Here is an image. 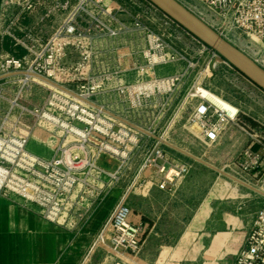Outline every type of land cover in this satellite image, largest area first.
<instances>
[{
	"label": "built area",
	"instance_id": "1",
	"mask_svg": "<svg viewBox=\"0 0 264 264\" xmlns=\"http://www.w3.org/2000/svg\"><path fill=\"white\" fill-rule=\"evenodd\" d=\"M177 1L264 68V0ZM1 2L2 7L20 6L21 13L33 4L29 0ZM53 4L66 13L60 25L46 40L34 36L30 45L16 40L27 54L1 57L0 77L17 76L15 98L34 80L41 81L34 77L37 75L56 82L80 99L54 87L41 107L29 109L14 100L10 102L2 124L19 106L20 116L28 112L44 119L51 127L49 133H57L58 141L52 155L43 157L29 150L28 133L5 132L0 126V195L35 208L50 222H60L66 212L73 215L75 222L108 186L119 185L133 169L129 185L122 189L93 247H106L116 258L111 264H138L135 260L150 230L148 223L131 220L129 193L137 190L147 194L152 186L173 192L189 174L192 163L173 157L152 136L122 122L117 124L101 109L82 100L95 103L94 96L114 92L129 109L150 110L159 117L169 98L184 84L186 70L167 76H157L153 71L179 62H186V68L193 69L196 64L186 59L179 47L184 41L196 48L198 57L208 55V69L213 61L214 70L222 64L227 72L237 71L147 0H53ZM135 35L139 40L136 50L127 51L129 45H122L126 46L122 51L113 46L116 56L111 70L104 71L103 62L98 60L99 70L93 72L96 59L107 51L100 44ZM72 55H76L74 62ZM129 74L139 79L127 80ZM203 89L194 84L182 101L183 106H191L187 123L197 126L200 138L208 144H215L228 124L237 126L248 141L233 160L232 173L244 182L257 179L264 184V133L240 125L238 109L220 97L203 95ZM144 129L155 135L150 128ZM103 156L116 163L114 169L99 164ZM75 192L79 196L72 200ZM120 256L129 257L131 262ZM233 264H264V204L255 213Z\"/></svg>",
	"mask_w": 264,
	"mask_h": 264
},
{
	"label": "crops",
	"instance_id": "2",
	"mask_svg": "<svg viewBox=\"0 0 264 264\" xmlns=\"http://www.w3.org/2000/svg\"><path fill=\"white\" fill-rule=\"evenodd\" d=\"M35 14L36 20L33 27L38 26V28H42L43 23L48 22L46 17L51 16L49 9H40ZM22 22L25 26H30L29 19L23 18ZM39 29H34L32 32L34 36L39 34ZM54 29L47 30L46 37ZM23 34L25 35V33ZM23 34L20 36H24ZM43 36L45 37V35ZM134 39L129 40L127 51L138 48L137 41ZM107 42L109 43V41L104 43ZM12 43L10 41V44ZM102 45L100 44V46ZM103 49L105 50V47ZM106 50H110L109 45ZM2 51L6 55L16 57H22L25 54L24 49L19 46L14 48L13 44L7 45ZM71 59L76 60V55H73ZM175 68L171 74L182 72L181 66L176 65ZM16 78L17 76L12 75L0 79V90L4 91L1 89L2 85L7 86L5 94L0 92L3 94L4 103H6L2 115L10 109V102L15 98L14 90L11 91L9 87L16 86ZM39 83V80H34L32 88ZM209 94L213 98L211 93ZM255 98L264 100V92ZM219 101L223 103V101ZM21 104L20 106H25L23 94ZM223 105L228 106L227 103H223ZM235 106L240 112L238 117L240 125L264 133V119L260 114L249 115L244 113L240 106ZM260 111L261 115L264 114V106L260 105ZM18 114L20 115V110ZM46 135L41 141H38L37 146L32 144L29 135V150L43 157L51 156L58 141L57 133ZM247 141V136L237 126L228 124L214 145H223L232 149L238 144V155L246 146ZM40 145L50 149L49 152L40 149ZM170 154L187 161L177 154L172 152ZM197 157L201 158V156ZM203 157L201 159L218 167L215 160ZM204 170L207 173L212 169L192 164L189 174L177 184L173 192L162 191L155 186L150 187L147 194L139 200L140 208L137 207V198L131 200V220L135 223L146 222L152 227V232L154 231L148 237L141 256L135 260V263L233 264L236 254L244 245L246 236L251 229L255 213L264 204V198L250 189L235 188L217 180L197 197L195 203H192L194 208L189 211L190 217L184 223L185 200L192 199V197L186 199L184 188L188 181H192V178L197 181L195 176ZM77 192L72 195V200L78 198ZM121 192L122 189L119 187L108 186L99 199L93 201V204L85 210L80 219L73 222V215L66 212L58 223L44 219L33 207H26L12 198L0 195V264H84L88 249L108 218ZM73 223L75 224L73 225ZM121 257L131 262L129 257ZM114 259L116 258L113 257L112 260Z\"/></svg>",
	"mask_w": 264,
	"mask_h": 264
},
{
	"label": "rangeland",
	"instance_id": "3",
	"mask_svg": "<svg viewBox=\"0 0 264 264\" xmlns=\"http://www.w3.org/2000/svg\"><path fill=\"white\" fill-rule=\"evenodd\" d=\"M29 1L33 3L32 8L30 10H25L24 12L21 13L20 6L9 5V7H5V6L2 7L1 6L2 2L0 0V59L1 57L6 55V53H4L2 50H4V48L7 47V45L13 44L14 48L19 46L21 49H23L20 44L17 45L16 40L21 41L27 45L32 44L31 39L35 38L32 32L34 31V29L40 28V27L38 28V26L33 27L35 25L34 22L36 20L34 14L37 11H39L40 9H45V10L49 9L51 12V16L46 17V20L48 22H46L45 24L43 23L42 28H40L41 30L39 29L38 31L39 34L37 36L40 37L42 40H46L50 36L48 35L46 37L47 35L46 31L54 29L62 21V19L66 14L64 11L55 8L53 4V0H29ZM23 18L29 19L30 26L28 25L25 26L23 24L22 22ZM23 33H25V35ZM20 34H23L24 36H20ZM43 35H45V37ZM133 38H135L134 40H136L137 43L139 42L138 37L135 35L129 39L124 38L118 40H109V43L108 42L104 43L102 46L105 47V49H107L109 45L111 50L106 51L105 54L102 55L103 57L100 56L98 59H96L94 66L92 67L93 72H98L99 70V67H97L96 65V62L98 63V60L100 62H103L104 71L111 70V67L113 65V60L115 59L116 56V52L112 49L113 46L120 47L119 50L122 51L123 49L126 48V46H122V45L128 46L129 40L131 41ZM10 41H12L13 43L10 44ZM179 47H181L184 50L186 59H188L191 62H194L196 66L193 69L190 68L187 69L186 62L169 63L166 65L159 66L153 71V74L157 76L158 75L163 76L173 73L176 69L175 68L176 65H178L179 67L181 66L182 71L186 70L184 84L172 97L169 98V101L167 102L166 106L163 109L164 110L163 114L160 115L159 117H156L155 114H151L150 110H145L147 112L144 111L137 112L129 109L126 104L119 102V99L116 93L114 92H106L103 94L96 95L92 98V101H94L96 104L99 105L101 104L107 110L122 116L123 118L127 119L128 121L142 128H150L155 132L156 136H160V138L168 141L169 143H172L173 145H176L181 149H184L185 151L191 154H194L196 156H201V158L202 156H204L203 158L205 159L215 160V162L218 164L217 165L218 168H221L224 171L233 174L231 169L232 167L231 164L238 153V149H237L238 144H236L235 147H232V149H228V147H224L223 145L215 146L214 144L205 143L200 138V134L198 133L199 132L198 127L190 126L187 123V118L191 111L190 108L191 106L189 104H185L183 106L182 101L185 95L188 93V91L192 88V86L196 84L203 87L204 90H206L203 91V95L209 96V93H211L214 99L216 97H220L225 102L227 103L230 102L231 104L230 103L229 104L232 105L234 108L238 109V107L235 106L238 105L241 107L244 113H248L249 115H253L254 113L260 114V116H262V119H264V114L261 115V111H260V105L264 106V100L255 98V96L262 95V92L258 88H255L252 83H250L239 73L227 72L226 68L222 64L219 65L214 70L212 69L211 66L213 61H211L208 69L207 68V64L209 62L208 55L203 54L200 57H198L195 53L196 48H194L192 44L188 43V41L179 43ZM26 54L27 52L25 51V54L23 56H25ZM74 61L75 59L72 60L71 62ZM126 79L136 81L139 79V77L134 74H129L126 77ZM70 87L73 88L75 87V85H71ZM9 88H11V91L14 90V93L18 91L17 86H13ZM51 88L54 87L45 82L40 81V83L37 86H33L32 88L31 85L29 88L24 89L23 92H21V94L17 98L12 100H14L18 105H20L21 96L23 94L24 104H25V106L23 107L29 109H31L32 107H41L44 105L49 90ZM1 89H4V91L0 90V92L5 94L7 90V86L2 85ZM1 93H0V126H4L5 132H11L14 134L28 133L30 135V139H32V144L37 146L39 144L38 143L39 140L41 141L42 138L46 137L47 136L46 134L48 135L50 134L49 130L51 129V127L47 124V122L44 119L34 117L30 115L28 112L23 113L20 116L18 114L19 106H15L13 108L14 112H11L8 121L2 124L4 117V115H2V111L6 106V103H4L5 101L3 100L2 97L3 94ZM192 103L193 102H191V104ZM241 116H243V114H241ZM112 119L117 124L121 123L120 121L114 118ZM165 147L168 151L177 154L178 156L184 159H187V161L191 162L192 164L198 167H205L202 164L169 148L168 146L165 145ZM40 149L45 150L46 152H49L50 150L45 146H41ZM99 164L105 166L107 169L110 170L114 169L116 166V164L112 160H110L105 156H103L100 159ZM202 169H206V168H202ZM197 174L198 175L195 176L197 181L193 180L194 178H192L193 176L192 175L191 176L192 181L191 180L188 181L184 188V195L186 196V199L188 197H192L190 201L185 200L186 203L184 207L185 209L184 223H186L190 217L189 211L194 208V205L192 203H195L197 201V197L202 195L205 192V190L208 188V186H210L215 181L219 180L222 183L229 184L235 188L248 190V188L238 183L236 184V182H233L227 177L220 175L219 173L212 170L207 173L206 170L200 171ZM132 175H133V169L130 170L126 174L125 178L122 179L120 184L116 185L115 187L126 189V187L129 185L131 181ZM249 181L257 188L264 190V184H262L257 179H253V180L249 179ZM145 195L146 194L138 192L137 190L130 192L129 196L127 197V202L129 206L132 207L131 200L137 198L136 200L138 204L137 207L140 208L141 203L139 202V200H141L142 197H144ZM260 197L264 198V196H260ZM149 230L150 233L148 234V237L150 236L151 233L154 232V231L152 232V227L150 225H149ZM93 244L94 242L92 243V245L90 246V248L86 253V261L84 264H111L113 256L109 253L108 249L100 244H96L93 247ZM142 250L139 253L138 258L141 256Z\"/></svg>",
	"mask_w": 264,
	"mask_h": 264
},
{
	"label": "water",
	"instance_id": "4",
	"mask_svg": "<svg viewBox=\"0 0 264 264\" xmlns=\"http://www.w3.org/2000/svg\"><path fill=\"white\" fill-rule=\"evenodd\" d=\"M147 1L150 2L154 7H156L164 15L169 17L176 24H178L181 28L187 31L190 35L196 38L198 41H200L205 46H207L209 49L214 51L221 59L227 62L235 71H237L240 75H242L245 79H247L255 87H257L262 92H264V68H262L257 63H255L249 56H247L244 52H242L236 46H234L233 44L225 40L223 37H221L215 30H213L204 21L199 19L195 14H193L184 5H182L177 0H147ZM18 74H23V73H18ZM7 76L9 75L1 76L0 79L7 77ZM34 77L40 79L41 81L59 90L65 91L71 94L72 96L80 99V97H78L76 94L71 93L69 90H67L66 88L62 87L61 85L57 84L56 82L52 80H49L45 77L37 76V75H34ZM82 101H84L85 103L91 105L92 107L96 109H101L107 115L122 122L123 124L128 125L146 135H149V133L145 129H142L139 126L133 124L132 122H129L123 119L122 117L115 115L114 113L101 108L99 105L93 102H90V101H86V100H82ZM150 136H152L155 140L161 142L162 144L168 146L169 148L183 154L184 156L212 169L213 171L219 173L220 175L227 177L233 182H236L258 193L261 196H264V192H260L257 189H255V187H252L240 180L235 179L234 177L228 175L223 169L213 166L212 164L206 162L205 160L197 156H194L193 154L177 147L176 145H173L172 143L163 141L159 136H156V135H150Z\"/></svg>",
	"mask_w": 264,
	"mask_h": 264
},
{
	"label": "bare ground",
	"instance_id": "5",
	"mask_svg": "<svg viewBox=\"0 0 264 264\" xmlns=\"http://www.w3.org/2000/svg\"><path fill=\"white\" fill-rule=\"evenodd\" d=\"M203 91H206V90H204L203 89ZM123 119H125V118H123ZM125 120H127V119H125ZM128 121V120H127ZM130 122V121H129ZM134 124V123H133ZM136 125V124H135ZM138 126V125H137ZM140 127V126H139ZM140 128H142V127H140ZM142 129H144V128H142ZM146 130V129H145ZM147 131V130H146ZM148 133H149V135H152V133H150L149 131H147ZM162 139V138H161ZM163 141H166V140H164V139H162ZM166 142H168V141H166ZM226 172V171H225ZM228 175H230V176H232V177H234L235 179H237V180H240V181H242V182H244L243 180H241V179H239L238 177H236L235 175H233V174H231V173H228V172H226ZM244 183H246L247 185H250V186H252V187H255V189H257L258 191H260V192H264V190H261L260 188H257L256 186H253V185H251L250 183H247V182H244Z\"/></svg>",
	"mask_w": 264,
	"mask_h": 264
}]
</instances>
